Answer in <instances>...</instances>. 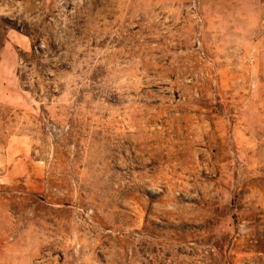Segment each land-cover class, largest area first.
I'll use <instances>...</instances> for the list:
<instances>
[{"label":"rangeland","instance_id":"374dc122","mask_svg":"<svg viewBox=\"0 0 264 264\" xmlns=\"http://www.w3.org/2000/svg\"><path fill=\"white\" fill-rule=\"evenodd\" d=\"M0 264H264V0H0Z\"/></svg>","mask_w":264,"mask_h":264}]
</instances>
